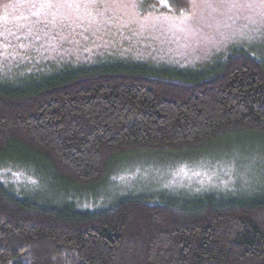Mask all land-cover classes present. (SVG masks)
Wrapping results in <instances>:
<instances>
[{
  "label": "trees",
  "instance_id": "trees-1",
  "mask_svg": "<svg viewBox=\"0 0 264 264\" xmlns=\"http://www.w3.org/2000/svg\"><path fill=\"white\" fill-rule=\"evenodd\" d=\"M87 66L19 76L37 77L26 85L0 80V163L42 161L41 179L65 193L100 181L119 154L184 156L232 132L264 135V57L241 50L183 75L141 63ZM23 195L0 180V264H264V198L130 197L91 211Z\"/></svg>",
  "mask_w": 264,
  "mask_h": 264
},
{
  "label": "rangeland",
  "instance_id": "rangeland-1",
  "mask_svg": "<svg viewBox=\"0 0 264 264\" xmlns=\"http://www.w3.org/2000/svg\"><path fill=\"white\" fill-rule=\"evenodd\" d=\"M241 50L264 57V0H186L176 8L170 0H0V80L14 86L19 76L70 64L141 63L192 74L217 69ZM31 161L1 162L0 180L51 208L99 211L130 197L188 205L264 198V135L255 130L222 135L184 156L119 154L100 181L69 184L65 193L41 179L42 161Z\"/></svg>",
  "mask_w": 264,
  "mask_h": 264
}]
</instances>
